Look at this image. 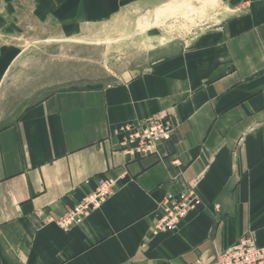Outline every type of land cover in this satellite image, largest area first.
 <instances>
[{
    "label": "crops",
    "instance_id": "1",
    "mask_svg": "<svg viewBox=\"0 0 264 264\" xmlns=\"http://www.w3.org/2000/svg\"><path fill=\"white\" fill-rule=\"evenodd\" d=\"M175 1L34 0L33 14L82 29L87 14ZM5 2L0 85L35 33L17 32ZM190 2L204 4V23L171 55L114 83L55 91L0 126V264H209L248 232L264 246V0ZM154 114L176 132L159 154L130 153L123 126ZM99 178L115 180L112 194L62 228ZM191 186L203 204L157 230L160 204Z\"/></svg>",
    "mask_w": 264,
    "mask_h": 264
},
{
    "label": "rangeland",
    "instance_id": "2",
    "mask_svg": "<svg viewBox=\"0 0 264 264\" xmlns=\"http://www.w3.org/2000/svg\"><path fill=\"white\" fill-rule=\"evenodd\" d=\"M33 3L6 0L4 5L5 12L9 9L20 20L17 32L35 33L21 39L23 50L0 85V126L55 91L98 87L130 77L187 44L205 17L201 2L197 7L193 3L191 10L190 0H177L171 3L175 7L164 10L124 5L102 19L87 14L90 20L82 29H67L66 22L63 27L33 14Z\"/></svg>",
    "mask_w": 264,
    "mask_h": 264
},
{
    "label": "built area",
    "instance_id": "3",
    "mask_svg": "<svg viewBox=\"0 0 264 264\" xmlns=\"http://www.w3.org/2000/svg\"><path fill=\"white\" fill-rule=\"evenodd\" d=\"M123 146L132 154H159V146L172 138L176 127L163 116L150 115L137 124L123 126ZM115 180L99 178L96 188L73 205H68L58 224L68 229L84 222L92 210L98 208L113 192ZM203 204L194 187H188L177 195L170 194L160 204L155 221L157 230L176 229L187 214ZM209 264H264V246L256 241L253 232L242 235L239 240L225 248Z\"/></svg>",
    "mask_w": 264,
    "mask_h": 264
}]
</instances>
